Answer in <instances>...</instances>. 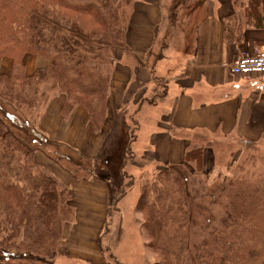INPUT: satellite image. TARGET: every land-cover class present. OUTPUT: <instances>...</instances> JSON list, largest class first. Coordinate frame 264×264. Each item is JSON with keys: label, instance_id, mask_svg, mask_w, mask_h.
Listing matches in <instances>:
<instances>
[{"label": "trees", "instance_id": "1", "mask_svg": "<svg viewBox=\"0 0 264 264\" xmlns=\"http://www.w3.org/2000/svg\"><path fill=\"white\" fill-rule=\"evenodd\" d=\"M205 1L171 0L169 23L180 24ZM129 3L0 0V59L12 61L11 74L0 75V264H53L63 227L74 219L69 189L36 162L37 152L50 148L46 157L72 178L83 174L80 180L95 179L90 161L49 141L9 110H31L39 105V97L57 93L64 98L60 110L64 119L79 106L93 131L101 133L109 119L107 99L116 52L127 50ZM239 8L243 25L235 13L225 18L224 35L230 42L241 39L243 26L264 29V0H244ZM27 54L44 58L48 66L26 77L23 58ZM130 122L132 129H138L136 122ZM203 165L204 149L193 145L185 150L179 165L156 166L151 178H139L135 212L144 243L158 258L154 264H264V173L254 177L245 173L226 182L225 219L197 242L191 232L198 224L182 170L201 173ZM124 166L115 168L114 174L127 180ZM106 167V161L100 163L104 172ZM101 174L99 180L106 182L110 202L98 248L111 264H120L105 253L101 240L110 225L112 208L126 194L125 189H131L133 179L124 187L118 185L119 177Z\"/></svg>", "mask_w": 264, "mask_h": 264}, {"label": "crops", "instance_id": "2", "mask_svg": "<svg viewBox=\"0 0 264 264\" xmlns=\"http://www.w3.org/2000/svg\"><path fill=\"white\" fill-rule=\"evenodd\" d=\"M243 1L206 0L173 25L169 23L171 0H130L127 50L116 52L107 99L109 119L103 131H93L79 106L63 119L59 113L62 96L55 104L49 103L39 130L49 141L72 149L85 160L100 161L119 113L127 108L133 110L130 121L139 123V132L146 124L152 126L135 142L144 140L139 160L154 167L179 165L198 137L206 138L203 144L229 138L238 145L264 148V76L242 78L230 72L237 58L264 51V29L243 26L239 41L230 42L224 35L227 16L235 13L238 24L243 25L239 8ZM154 55L151 64L148 59ZM24 62L27 77L47 65L37 56H26ZM154 75L163 79L165 92L159 104L145 106L156 111L146 122L140 118L146 111L141 110L140 102L152 92ZM36 159L43 164L42 158ZM46 164V170L69 189V204L74 209L73 221L63 227L57 261L111 264L97 243L108 220L106 182L74 180L58 165ZM123 197L114 205L108 226L114 236L121 225Z\"/></svg>", "mask_w": 264, "mask_h": 264}, {"label": "rangeland", "instance_id": "3", "mask_svg": "<svg viewBox=\"0 0 264 264\" xmlns=\"http://www.w3.org/2000/svg\"><path fill=\"white\" fill-rule=\"evenodd\" d=\"M128 8H126V12L128 11ZM26 56L37 55L27 54ZM26 56L23 58V73L25 76L24 60ZM40 58L46 61L47 65L43 68L37 69H44L48 66V61L42 57ZM155 59L156 56L154 55L153 58L150 60L148 59V61L152 64ZM2 64H4V67H2ZM0 65L2 67L0 68V75L9 76L12 71V61L8 57H3L0 59ZM37 69H35L33 73ZM154 80H156V82L153 85L152 92L140 102V104H142L141 110H146L145 112L141 113L140 118L146 122H149L151 119H153L154 113L156 111L155 109H147L145 106H154L159 104V102L162 100L161 97L165 92V83L163 79L154 75ZM42 90L47 92V87L44 86ZM59 98L60 95L57 93L47 92L45 96H41V98L39 97V105L36 108L31 110L29 109L27 111H11L12 109L9 111L15 112V116L18 120H27L29 126H34L39 130L44 113L46 112L49 103L55 104L56 99ZM62 104L63 101L61 106ZM130 111L131 112H128V109L125 108L124 111L119 113L117 120L118 122L116 123L118 126L115 127L110 139H108V145L106 146V152L104 153L105 155H102L103 159L100 161L99 159L97 161L90 160L91 164L93 165V177H95L96 180L94 178L88 180L90 182H99V173H102V176H107L111 179L112 175H114L115 178L119 177V179H117L118 185L126 187V184L130 182L129 179H133V185L131 189H125L126 194L124 195L122 201V205L124 206L123 210L121 211V225L118 227V231L114 230L115 236L110 232V227H108L106 231L103 230L101 247L102 249H105L106 254L111 253L120 264H154L158 258L152 253L150 249L146 247L144 243L146 238L139 226L140 217L135 212L136 197L138 196L140 183H142V180L139 178L143 176L146 178H151L150 176L155 171L154 165L151 166L147 161L145 162L139 160V155L141 154L139 151L142 149L141 144L144 140L141 139L140 141H135L140 134L142 135L146 133V129L152 128V126L146 124L141 132H139L140 128L132 129L130 116L133 110ZM134 119L135 118H133V120ZM141 124H143V122ZM129 131L132 135V138L130 137ZM205 139L206 138H201L202 141L198 140L196 144V146H202L204 149V155L206 154L204 157L202 172L195 173L191 168H188L187 171L182 170L185 173V184L187 185V188L192 196V209L194 218L196 219L195 222L198 224L196 229H192L191 232L192 234L196 235L195 241L197 242L203 238H206L207 233L210 230L219 227L220 223L225 219L226 192L224 188H226V182L236 177L241 178L245 176V173L248 175L252 174V177L264 173V148L262 146L259 147L254 145L252 147H244L241 144H236L233 140L229 141V138L220 141L218 140L213 144H203ZM47 151L50 152V148H47ZM47 151H44V153H47ZM44 153L37 152L35 154V160L42 168L46 170L47 168H45L44 164L47 163L46 165H48V162L58 165L53 161H50ZM37 157L42 158L43 164H40L42 162H39V160L36 159ZM103 161L108 163L106 172L100 168V163ZM122 163H125L122 173L125 174L127 180L123 176L120 177V174L118 176H115L114 174V169ZM140 163L142 165L141 168L139 167ZM144 164H146V167L143 166ZM58 166L62 171L68 174V172H66L60 165ZM94 170L97 175L94 173ZM82 175L83 174H79L76 176L78 179H73L80 180ZM120 198L121 196L118 197V199ZM112 209L115 211V207ZM198 214L201 215L200 218H198ZM111 222L112 218L109 220V223ZM110 240H113V242ZM56 257L57 256H54L53 258V264H63L61 261H57Z\"/></svg>", "mask_w": 264, "mask_h": 264}, {"label": "built area", "instance_id": "4", "mask_svg": "<svg viewBox=\"0 0 264 264\" xmlns=\"http://www.w3.org/2000/svg\"><path fill=\"white\" fill-rule=\"evenodd\" d=\"M234 76L247 78L249 76H264V51L254 55H244L237 58L230 66Z\"/></svg>", "mask_w": 264, "mask_h": 264}]
</instances>
